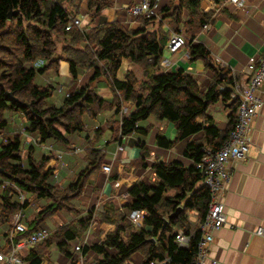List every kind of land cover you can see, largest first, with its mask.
<instances>
[{
    "label": "trees",
    "instance_id": "1",
    "mask_svg": "<svg viewBox=\"0 0 264 264\" xmlns=\"http://www.w3.org/2000/svg\"><path fill=\"white\" fill-rule=\"evenodd\" d=\"M82 2L91 18L111 5V0H0V128L7 123L9 113L18 112L23 115L25 133L39 142L52 141L70 149L75 134L88 130L93 132V138H98L102 128L93 123L110 111L108 125L114 139L131 131L139 136L138 164H143L148 153L143 137L150 128V123L145 122L149 115L171 121L175 128L172 139L156 133L158 145L169 147L193 133L201 135L188 138L185 143L183 153L191 159L190 164L186 166L176 159L154 160L151 181L134 180L126 188L125 200L120 205H105L103 210H95L94 206L83 209L78 199L105 156L104 148L96 146L89 133L83 135L84 165L61 186L51 169L45 168L53 156L51 150H40L31 141L23 146L20 132L2 138L0 166L5 173L0 172V250L7 251L23 235L45 227L47 236L25 247L22 260L26 264H42L48 259L51 244L59 253L69 256V241L79 238L97 220L114 226L101 240L82 246V252L90 249L96 254L93 264H123L135 251L142 255L140 264L164 256L170 257V264H188L197 249L202 232L199 225L209 200L203 172L195 163L202 158L203 146L215 149L226 139L237 109V101L230 97L227 86L232 84L230 69L215 63L205 45L193 42L203 23L212 20V12L201 9V0H167L156 14L142 16L141 25L136 28L117 20L83 27L70 23L67 27L79 13ZM183 9L188 13L185 19ZM154 22L156 27L147 25ZM162 22L173 30L181 25L179 31L186 39L188 59L200 58L212 69L207 90L201 91L196 80L182 68L161 69L159 61L170 34ZM123 57L142 66L143 77L129 72L124 79H118L116 70ZM61 59L68 62L65 83L51 79L58 75ZM89 69L93 70L89 79L79 84L78 74ZM36 74L45 79L35 82ZM101 76L110 89L109 98L97 92L94 81ZM221 81L226 85L223 89L217 87ZM57 86L61 92L56 91ZM54 92L59 94L56 99ZM219 98L229 107L224 129H219L206 113L208 105ZM125 99L132 100L134 108L121 113L119 119L114 118ZM84 116L92 124L88 125ZM167 189L173 193H167ZM18 191L31 198L21 202ZM33 199L39 201L37 210L25 222L27 230L9 235L13 213ZM178 206L181 207L176 210ZM135 208L145 210L141 225L124 224V209ZM190 212H196L195 221L189 219ZM54 216L63 221L48 224ZM178 229L190 234L186 247H179L174 241Z\"/></svg>",
    "mask_w": 264,
    "mask_h": 264
},
{
    "label": "crops",
    "instance_id": "2",
    "mask_svg": "<svg viewBox=\"0 0 264 264\" xmlns=\"http://www.w3.org/2000/svg\"><path fill=\"white\" fill-rule=\"evenodd\" d=\"M132 1L134 0H111V5L102 8L93 18L87 12L86 3L82 2L77 14L81 23L80 27L109 20L120 21L129 28L138 27L141 25V17L137 19H123L122 17V13H124L122 8ZM166 2L167 0H155V12L157 13L158 9ZM200 7L204 11L212 12V20L207 22L209 23L207 28L201 26L198 29L193 42H200L205 45L215 63L228 67L230 73L240 75L244 71L249 55L261 54L264 51V0H238L237 2L201 0ZM187 14V10L183 9L182 18L185 19ZM162 23L164 28L169 29V31L173 30L166 23ZM147 25L150 27L157 26L156 22L153 25L151 23ZM180 28L182 26L178 25L177 30ZM166 44L159 61L161 69L172 71L182 68L196 80L201 91L207 90L213 77L212 69L206 66L200 58L189 60L186 46L177 51H170ZM164 59L169 61L165 62ZM57 72L58 75L55 78L61 77L60 81L68 78V62L66 60L61 59L59 61ZM92 72L93 70L89 69L78 74V83L86 82ZM129 72L134 73L137 78L143 77L142 66L127 57H123L116 70V77L124 79ZM94 82L97 92L109 98L111 92L105 78L101 76ZM221 86H225L222 81L217 84L219 89ZM257 92L263 103L251 121L249 148L245 158L227 161L229 178L224 184L220 196L225 206V222L212 231V239L208 245V258L205 264H264V86L259 88ZM56 98L57 95L54 96V99ZM133 108L134 102L132 100H122L121 110L114 118L119 119L121 113H128ZM228 110L227 102L219 98L208 105L206 113L212 117L213 123L219 129H224L228 120ZM110 114V111H105L100 115L99 120L93 123L94 126L102 128L98 138H93V132L88 130L75 134L71 137L73 142L70 144V149L52 141H44L43 143L49 144L53 150L34 143L31 140L33 137L23 131L24 118L18 112L8 114L7 123L0 128V140L14 132H20L23 146L31 141L40 150H51L53 156L47 160L45 168L51 169L53 177L61 186L68 182L84 165L85 157L82 154L86 144L83 135L89 133V139L93 140L92 142L96 146L104 148L103 162L109 161L110 168L107 173L102 172L99 168L89 177L78 197L83 209L94 206L95 210H103L105 205H120L125 200L126 188L134 180L141 179L149 182L154 178L151 169V163L154 160L169 161L176 159L186 166L191 163V159L184 155L183 149L188 138H198L201 132L180 139L169 147L161 146L155 141L156 133L160 132L167 139H172L175 134L174 125L171 121L149 115L145 122L150 123V128L143 137L144 146L148 153L143 159V164H138L140 148L136 144V139L139 136L131 131L120 136L119 139H114L113 131L109 129L108 125ZM83 118L88 125L92 124L87 116ZM197 120H201V117H197ZM141 123L139 122V124ZM73 147H77V151H72ZM23 150L25 151L24 148ZM56 150L62 151L60 157L55 154ZM167 193H173V190L167 189ZM38 201L33 199L30 204L23 207L24 209L30 208L26 214L22 213L24 223L37 210ZM61 221H63L62 217L54 216L48 220V224ZM92 223L94 224V231L89 233L92 226H88L79 238L69 241L71 255H62L57 251L56 246L51 244L47 264H67L71 258L75 260L77 255L82 257L85 263L89 257H91L90 260L94 259L96 254L90 249L82 252V246L90 244L88 242L89 237L95 231L98 235L94 242L101 240L105 232L111 230L114 224L97 220H93ZM258 227L262 228L261 233L255 232ZM73 240H76L80 247L76 248L72 244ZM23 249L20 250V254H22ZM108 250L114 252L112 248H108ZM54 252L55 254H53ZM212 258L216 259L215 263L211 262ZM141 260V253L135 251L126 262L140 264Z\"/></svg>",
    "mask_w": 264,
    "mask_h": 264
},
{
    "label": "built area",
    "instance_id": "3",
    "mask_svg": "<svg viewBox=\"0 0 264 264\" xmlns=\"http://www.w3.org/2000/svg\"><path fill=\"white\" fill-rule=\"evenodd\" d=\"M237 2L238 0H229ZM155 0H134L124 6L122 17L123 19H137L142 16L149 17L156 14L154 9ZM70 23L81 26L80 19L76 15L71 18L67 24ZM209 23H203L202 27L207 28ZM186 45V39L179 30H171L168 40L167 48L170 51H177ZM168 62V59H164ZM232 84L227 85L229 88L230 97L237 101L236 117L233 125L222 144L215 149L203 146V155L200 161L195 163V167L203 172V183L209 191V200L207 203V210L203 221L200 223L201 236L196 245L197 249L188 264H205L208 258V245L212 239V231L220 227L225 222V206L221 200V192L224 184L229 178V169L227 168V161L229 159H243L245 158L249 148V137L251 130V121L257 114L261 107L263 100L258 94V89L264 86V51L263 53H254L249 55L244 71L240 75L230 73ZM226 86V85H225ZM225 86H221L223 89ZM61 87L57 86L56 91L61 92ZM31 140L40 144L45 148L52 149L49 144L39 142L37 138ZM77 147H73L72 151H77ZM62 151L56 150L55 154L60 157ZM100 170L107 173L110 168L109 161H104L100 165ZM18 198L23 202L27 197L24 192L18 191ZM125 219L131 224L140 226L142 223L145 210L143 209H124ZM190 220L197 219L196 212L188 214ZM27 230L25 223L22 221L21 209L15 211L11 217V226L9 228V235L16 232H24ZM261 233L262 228L258 227L255 231ZM48 230L45 227L37 228L27 235H23L17 242L13 243L7 251L0 250V263L3 264H26L22 260L20 250L33 245L46 237ZM190 234L178 229L174 233V241L179 247H186L189 242ZM212 263L216 259H211ZM67 264H87L82 257H77L75 260H69ZM123 264H131L124 262ZM148 264H170V257L164 256L162 258L151 259Z\"/></svg>",
    "mask_w": 264,
    "mask_h": 264
},
{
    "label": "rangeland",
    "instance_id": "4",
    "mask_svg": "<svg viewBox=\"0 0 264 264\" xmlns=\"http://www.w3.org/2000/svg\"><path fill=\"white\" fill-rule=\"evenodd\" d=\"M41 78H42V79H45V77L43 78L40 74H36V76H35V78H34V81H35V82H40ZM51 79H52V80H57V82H60V83H65V81H60L61 77H60V78H55V76H53ZM56 94H58V93H56V92L53 93V95H56ZM58 95H59V94H58ZM73 146H77V145H73ZM77 147H78V146H77ZM51 150H53V149H51ZM76 153H77V152H76ZM24 195H25L27 198H31V196L28 195L27 193H24ZM28 210H30V208H29V209H24V208H23V210H21V211H22V213L26 214ZM123 223H124V224H129L130 221H129V220L127 221V220L124 218ZM90 226H92V227H91V230H90L89 233H91L92 231L95 230V229H93L94 224H93L92 222H91ZM96 230H97V229H96ZM89 235H90V234H89ZM97 235H98V234H97L96 231H95V233L93 232V235H91V237H89L88 242H89V243L94 242L95 239L97 238ZM0 238H1V235H0ZM72 244H73L76 248H77V247H80V244H78V242H76V240H73V241H72ZM77 245H78V246H77ZM49 248H50V247H49ZM52 250H53V249H52ZM53 254H55V252H54ZM70 255H71V254H70ZM48 257H49V252H48ZM77 257H78V255H77ZM90 258H91V257H89V259H86V261H87L86 263H87V264H93L92 259L90 260ZM71 260H74V258H71ZM47 261H48V259H45V260L43 261L42 264H47Z\"/></svg>",
    "mask_w": 264,
    "mask_h": 264
},
{
    "label": "water",
    "instance_id": "5",
    "mask_svg": "<svg viewBox=\"0 0 264 264\" xmlns=\"http://www.w3.org/2000/svg\"><path fill=\"white\" fill-rule=\"evenodd\" d=\"M8 93L10 94V92H8ZM0 172L1 173H5V171L3 170V168L1 166H0ZM180 207L181 206H178L176 210H178ZM176 210L173 213H171V215L174 214V213H176Z\"/></svg>",
    "mask_w": 264,
    "mask_h": 264
}]
</instances>
